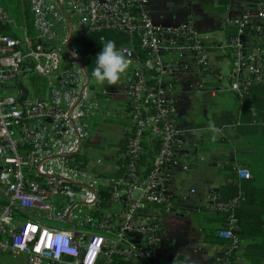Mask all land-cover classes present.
<instances>
[{
    "label": "built area",
    "instance_id": "1",
    "mask_svg": "<svg viewBox=\"0 0 264 264\" xmlns=\"http://www.w3.org/2000/svg\"><path fill=\"white\" fill-rule=\"evenodd\" d=\"M29 6L35 36L0 33V254L27 255L31 264H155L162 217L174 211L165 183L181 143L173 93L182 66L172 57L191 54L201 73L210 72L215 55L228 57V89L240 103L249 100L264 84V46L246 40L264 33V5L226 15L223 26L233 33L219 47L207 44L191 17L155 25L150 0ZM0 23H10L1 6ZM102 31L125 35L117 49L132 61L123 75L132 127L108 179L100 160L88 170L80 159L98 104L77 39ZM236 174L250 178L243 167ZM243 201L241 192L227 201L212 195L210 211L225 216L214 264H233L241 250L236 210Z\"/></svg>",
    "mask_w": 264,
    "mask_h": 264
},
{
    "label": "crops",
    "instance_id": "2",
    "mask_svg": "<svg viewBox=\"0 0 264 264\" xmlns=\"http://www.w3.org/2000/svg\"><path fill=\"white\" fill-rule=\"evenodd\" d=\"M258 5H264V0H150L149 10L155 25L167 26L186 17L193 18L207 37V44L219 47L233 33L232 28L223 26L225 16L235 17L247 9L254 11ZM246 42L247 47L255 43L264 46V33L249 36ZM172 59L182 66L175 68L173 93L175 126L181 132V143L165 183L175 202L174 211L162 217L156 264H214L224 247L215 237L221 224L209 209L212 195L235 182L232 175L240 182L252 178L239 179L237 167L249 172L263 163L264 96H256L254 92L264 84L254 87L255 96L250 101L263 108L259 117L254 107L247 112L245 106L250 104L249 100L240 103L229 91L228 57L215 55L213 68L208 73L200 72L191 54ZM93 78L89 77V82ZM90 89L96 94L98 111L86 120L89 138L80 159L88 170L97 168L100 160L104 177L108 179L113 177L110 166L122 159L125 139L132 127L124 96V76L119 85L105 82ZM213 124L221 129L215 142L209 131ZM258 125L262 128H256ZM192 162L195 169L190 168ZM189 181L195 189L185 191ZM106 186L105 181L101 182L102 189ZM263 259L251 258L245 246L244 251L235 255L233 264H264Z\"/></svg>",
    "mask_w": 264,
    "mask_h": 264
},
{
    "label": "trees",
    "instance_id": "3",
    "mask_svg": "<svg viewBox=\"0 0 264 264\" xmlns=\"http://www.w3.org/2000/svg\"><path fill=\"white\" fill-rule=\"evenodd\" d=\"M18 0H0V6L9 15L8 4H14ZM25 15L27 19V32L28 36H35L32 15L29 6L25 7ZM11 20V18H10ZM0 33L7 34L12 37H16L17 33H13L10 30L9 24L0 23ZM108 40L115 41L116 47H120L127 42V37L122 33L113 31H102L98 33H90L77 39L79 48L87 55V65L86 70L89 77H94L92 75L93 69L96 64V57L99 52L102 51L103 44ZM254 89V88H253ZM251 91V97L262 95L264 96V87H259ZM254 92V94H253ZM251 98L249 99V103ZM254 107L260 116V112L263 108H258L256 104L251 103L246 105L245 108L248 112L249 108ZM256 128H262L261 125L256 126ZM264 134V130L262 131ZM264 138V135H263ZM263 163L252 173V178L246 181H238L236 176L232 175L233 183L226 184L217 194L220 196V200L227 201L233 198L238 192H241L244 201L236 210V217L238 220V231L236 234L241 240V244L245 243L247 248V253L251 258L262 259L264 246L260 243H264V155L262 156ZM102 194H107V191H102ZM221 224L225 223V216L220 213H214ZM216 237V236H215ZM217 238V237H216ZM217 240V239H216ZM250 249L251 251H249ZM255 250V251H254ZM249 251V252H248ZM235 260V256L231 258V263ZM259 263V262H257ZM252 264H256L252 262Z\"/></svg>",
    "mask_w": 264,
    "mask_h": 264
},
{
    "label": "clouds",
    "instance_id": "4",
    "mask_svg": "<svg viewBox=\"0 0 264 264\" xmlns=\"http://www.w3.org/2000/svg\"><path fill=\"white\" fill-rule=\"evenodd\" d=\"M72 57L78 59L77 50L73 49ZM132 61L121 53L116 47L115 41L108 40L103 44L102 51L96 57V64L92 75L100 84L119 85L121 77L129 70ZM209 131L213 133L212 140L218 139L221 129L214 124L209 126Z\"/></svg>",
    "mask_w": 264,
    "mask_h": 264
},
{
    "label": "rangeland",
    "instance_id": "5",
    "mask_svg": "<svg viewBox=\"0 0 264 264\" xmlns=\"http://www.w3.org/2000/svg\"><path fill=\"white\" fill-rule=\"evenodd\" d=\"M28 6V0H18L15 1L14 4H8L7 7L9 9V13H10V30L13 33H17V35H21L23 31H25L27 34V19H26V15H25V7ZM248 10V9H247ZM251 11V10H249ZM10 36V34H9ZM78 45V44H77ZM100 83H98L96 81L95 78L90 79L89 82V86H94V85H99ZM119 111H122L121 109ZM114 123H116L114 121ZM85 153V144L83 145V148L81 150V154ZM193 164V162L191 163ZM190 166H188L189 168ZM196 168L195 163L190 167V168ZM256 169H251L249 170V174L250 176L252 175L253 171ZM192 170H190L189 172H191ZM193 183L191 181H189L186 184L185 187V191H188L190 188L195 189V187L192 186ZM245 243L242 244L241 250L238 252L239 254L244 251V248L246 245H244ZM261 245L264 246V243H260ZM264 248V247H263ZM238 253H235L236 255ZM263 258H264V252H263ZM262 262L264 263V259L262 260ZM0 264H31V258L27 255H11V254H0ZM155 264H156V259H155Z\"/></svg>",
    "mask_w": 264,
    "mask_h": 264
},
{
    "label": "water",
    "instance_id": "6",
    "mask_svg": "<svg viewBox=\"0 0 264 264\" xmlns=\"http://www.w3.org/2000/svg\"><path fill=\"white\" fill-rule=\"evenodd\" d=\"M86 77H87V79H88V77H89L88 74H86Z\"/></svg>",
    "mask_w": 264,
    "mask_h": 264
}]
</instances>
